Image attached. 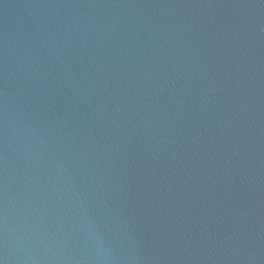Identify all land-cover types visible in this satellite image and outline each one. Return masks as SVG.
<instances>
[{
	"label": "water",
	"instance_id": "water-1",
	"mask_svg": "<svg viewBox=\"0 0 264 264\" xmlns=\"http://www.w3.org/2000/svg\"><path fill=\"white\" fill-rule=\"evenodd\" d=\"M0 264H264V0H0Z\"/></svg>",
	"mask_w": 264,
	"mask_h": 264
}]
</instances>
